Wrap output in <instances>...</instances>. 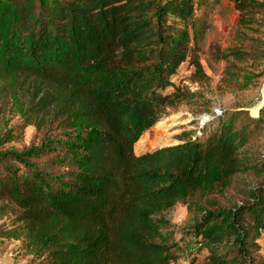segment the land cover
I'll return each mask as SVG.
<instances>
[{
  "label": "trees",
  "instance_id": "obj_1",
  "mask_svg": "<svg viewBox=\"0 0 264 264\" xmlns=\"http://www.w3.org/2000/svg\"><path fill=\"white\" fill-rule=\"evenodd\" d=\"M222 1L252 52L233 56L264 60V0H0V123L19 119L0 146L34 129L22 151L0 150V241L32 264H172L180 234L202 264H264V109L211 114L134 154L197 97L172 80L185 63L207 79L199 46Z\"/></svg>",
  "mask_w": 264,
  "mask_h": 264
},
{
  "label": "rangeland",
  "instance_id": "obj_2",
  "mask_svg": "<svg viewBox=\"0 0 264 264\" xmlns=\"http://www.w3.org/2000/svg\"><path fill=\"white\" fill-rule=\"evenodd\" d=\"M237 20V14L227 1H222L220 5L212 8L209 26L199 46V59L207 79L202 82L194 81L193 68L187 63L178 69L172 80L174 86L185 88L198 95L188 103L168 110L167 117L145 132L134 146L136 156L177 144L174 139L176 134L200 125L203 122L202 117L211 116L215 108L222 111L223 117L230 112L243 110L253 119L260 118V112L264 109V77L261 75L264 60H253L251 57L242 60L240 56L238 58L233 56L236 52L252 53L249 51L248 43L236 35ZM263 30L261 29L262 33ZM262 33L261 44H264ZM168 92L171 93L172 89ZM191 122L196 124L189 126ZM17 125H19L18 117L6 115L4 121L0 123V137L6 129ZM33 136L34 129L26 128L19 142L5 143L0 146V150L22 151L29 146ZM141 139L145 143L137 151V143ZM261 144L264 152V138ZM186 220L185 207L176 206L172 218L173 225L183 228ZM9 224L7 219L0 217V230H8ZM181 238L180 234L176 236L178 248L176 260L172 264H202L205 256L204 248L194 246L186 237ZM259 245L260 255L264 258V236L259 238ZM0 264H32V258L25 253L21 243L5 240L0 241Z\"/></svg>",
  "mask_w": 264,
  "mask_h": 264
},
{
  "label": "built area",
  "instance_id": "obj_3",
  "mask_svg": "<svg viewBox=\"0 0 264 264\" xmlns=\"http://www.w3.org/2000/svg\"><path fill=\"white\" fill-rule=\"evenodd\" d=\"M220 115H221V111L219 110V108L213 109V113H212L213 117H217ZM202 118H203V122L200 123V125H203L210 120V116H207V115H204Z\"/></svg>",
  "mask_w": 264,
  "mask_h": 264
},
{
  "label": "bare ground",
  "instance_id": "obj_4",
  "mask_svg": "<svg viewBox=\"0 0 264 264\" xmlns=\"http://www.w3.org/2000/svg\"><path fill=\"white\" fill-rule=\"evenodd\" d=\"M171 123H173V122H171ZM144 139V138H143ZM144 141L141 139L138 143H137V147H136V150L138 151V149H140V147L142 146V145H144ZM151 144V143H150ZM136 145V144H135Z\"/></svg>",
  "mask_w": 264,
  "mask_h": 264
},
{
  "label": "water",
  "instance_id": "obj_5",
  "mask_svg": "<svg viewBox=\"0 0 264 264\" xmlns=\"http://www.w3.org/2000/svg\"><path fill=\"white\" fill-rule=\"evenodd\" d=\"M255 120H258V119H256V118H254Z\"/></svg>",
  "mask_w": 264,
  "mask_h": 264
}]
</instances>
